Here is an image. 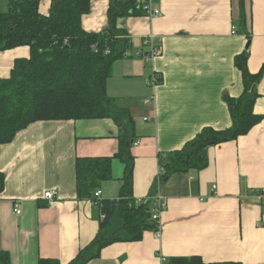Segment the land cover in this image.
Segmentation results:
<instances>
[{"label": "crops", "instance_id": "0c3cea01", "mask_svg": "<svg viewBox=\"0 0 264 264\" xmlns=\"http://www.w3.org/2000/svg\"><path fill=\"white\" fill-rule=\"evenodd\" d=\"M152 2L160 16L120 20L133 49L115 62L107 91L135 118L133 194L138 200L160 191L166 202L161 234L145 231L140 240L108 245L87 264H177L170 259L187 256L206 263L264 264V119L237 140L208 146L205 168L157 183L168 154L206 126H231L225 96H239L244 88L236 55L248 50L252 73L264 65V0H244V28L241 0ZM51 3L39 0L40 11L49 13ZM108 5L109 0H93L83 28L104 29ZM7 7L8 0H0V11ZM150 34L162 47L153 61L139 55ZM30 52L28 45L0 51V78ZM154 73L161 77L156 87L149 83ZM258 91L255 112L264 115V74ZM118 135L112 118L41 120L0 144L5 175L0 247L11 264H38L40 258L66 264L92 241L99 230V202L119 197L125 164L114 158L112 178L101 181L92 197H79L76 160L115 156ZM52 189L56 195L50 200L44 194Z\"/></svg>", "mask_w": 264, "mask_h": 264}, {"label": "trees", "instance_id": "16d2710c", "mask_svg": "<svg viewBox=\"0 0 264 264\" xmlns=\"http://www.w3.org/2000/svg\"><path fill=\"white\" fill-rule=\"evenodd\" d=\"M92 1L52 0L49 13L44 14L39 0H8L7 10L0 11V51L23 45L31 49L30 57L16 59L11 74L0 78V144L12 141L19 131L41 120L112 118L119 127L115 156L76 160L79 197H92L101 181L112 178L114 158L123 161L125 172L119 197L99 202L96 236L66 264H87L98 258L108 245L137 241L143 238L145 231L157 229V221L153 219L154 194L141 201L133 194L135 118L128 107L116 104L107 91L115 62L133 49L129 32L120 25V20L145 15L143 0H109L107 26L100 31H87L82 26V18L91 10ZM241 22L244 28V0H241ZM146 53L147 50L139 55L145 57ZM248 60V50L235 57L244 88L239 96H225L231 126L222 129L206 126L183 148L168 154L161 167V182L176 172L205 168L208 146L237 140L264 119L263 114L255 112L264 65L260 71L252 73ZM4 188L5 175L0 172V199ZM170 261L242 264L206 263L200 256L173 257ZM0 264H11L9 252L1 247ZM38 264L62 263L55 258H40Z\"/></svg>", "mask_w": 264, "mask_h": 264}, {"label": "built area", "instance_id": "2783aa9c", "mask_svg": "<svg viewBox=\"0 0 264 264\" xmlns=\"http://www.w3.org/2000/svg\"><path fill=\"white\" fill-rule=\"evenodd\" d=\"M142 6L143 9L145 11V14L150 16V17H158L161 15V10L157 7H155L153 5L152 0H143L142 2ZM233 32H236V30H234ZM144 46L147 48V53L145 55V58L148 61H153L157 56H159L162 52V47L161 45L158 43L156 36L154 34H150L149 36H147L144 40ZM160 77L154 73L153 76L150 78L149 83L153 86L156 87L159 83ZM162 171V169L160 170V172ZM160 172L157 178V183L160 185L161 184V178H160ZM56 195V190L52 189L49 190L47 192H45L44 196L47 199H53ZM102 195V191L101 190H97L95 192V196L97 198H100ZM147 198V197H146ZM153 200H154V207H153V219L157 221V229L155 230L157 235L161 234V221H160V216L162 211L165 209L166 207V202L164 201L160 191L158 190L156 192V194H154L152 196ZM145 199V198H142ZM139 201H141V199H138ZM15 212L16 213H20L21 212V206L19 203H15Z\"/></svg>", "mask_w": 264, "mask_h": 264}]
</instances>
